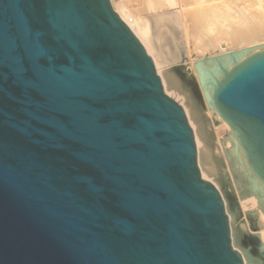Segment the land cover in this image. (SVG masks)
Returning <instances> with one entry per match:
<instances>
[{
    "label": "water",
    "instance_id": "1",
    "mask_svg": "<svg viewBox=\"0 0 264 264\" xmlns=\"http://www.w3.org/2000/svg\"><path fill=\"white\" fill-rule=\"evenodd\" d=\"M194 68L264 182V44ZM0 264H244L110 0H0Z\"/></svg>",
    "mask_w": 264,
    "mask_h": 264
},
{
    "label": "bare ground",
    "instance_id": "2",
    "mask_svg": "<svg viewBox=\"0 0 264 264\" xmlns=\"http://www.w3.org/2000/svg\"><path fill=\"white\" fill-rule=\"evenodd\" d=\"M110 2L153 59L165 93L183 107L201 176L224 201L234 250L244 264H264V182L237 134L208 105L194 68L198 61L263 45L264 0H138L136 10L129 6L134 0ZM214 118L228 129L227 137L215 129Z\"/></svg>",
    "mask_w": 264,
    "mask_h": 264
},
{
    "label": "rangeland",
    "instance_id": "3",
    "mask_svg": "<svg viewBox=\"0 0 264 264\" xmlns=\"http://www.w3.org/2000/svg\"><path fill=\"white\" fill-rule=\"evenodd\" d=\"M131 1H133V0H131ZM134 1H135V2L137 1V2H138V0H134ZM137 2H136V3H134V2L130 3V4H129L130 8L133 9V10H136V9L138 8V6H139V5H138L139 3L137 4ZM176 12L178 13V15H179V14L181 15V12H180V11H176ZM163 15H164V14L159 15V16H163ZM180 15H179V16H180ZM159 16H158V17H159ZM159 77H160V76H159ZM191 79H192V78H191ZM202 106H203V105H202ZM202 108H203V107H202ZM203 109H204V108H203ZM204 110H205V109H204ZM213 120H214V126H215V129H219V130H218V133L220 134V136H221V137H227V135H228V133H229L228 129L225 128V127H223V128L220 129V127H222V126L220 125V123H219L215 118H214ZM219 131H220V132H219ZM226 150H227V152H228V147H226ZM215 154H216V153H215ZM215 154H214V158L218 160V156H217V154H216V156H215ZM227 155H228V153H227V154L225 153L224 156H223V157H224L223 159H225L226 161L228 160V161H227L228 164H232V163H233V160H232V158L230 157V154L228 155L229 157H227ZM216 157H217V158H216ZM218 161H219V160H218ZM234 174H235V173H234ZM234 180H235V181H238V180H240V179H238L236 176H234ZM238 183H239V182H238ZM239 186H241L240 183H239ZM242 193H243L242 195H244L245 192H242ZM242 198H244V196H242ZM240 221H241V220H240ZM244 232H245V231H244ZM245 233L248 234V235H250V236H253L252 234H250V233L247 232V231H246ZM257 240H258V239H257ZM258 241H259V240H258Z\"/></svg>",
    "mask_w": 264,
    "mask_h": 264
}]
</instances>
